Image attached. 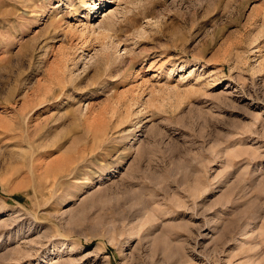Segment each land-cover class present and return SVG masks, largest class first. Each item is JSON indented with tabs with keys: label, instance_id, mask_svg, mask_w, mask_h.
<instances>
[{
	"label": "rangeland",
	"instance_id": "1",
	"mask_svg": "<svg viewBox=\"0 0 264 264\" xmlns=\"http://www.w3.org/2000/svg\"><path fill=\"white\" fill-rule=\"evenodd\" d=\"M0 264H264V0H0Z\"/></svg>",
	"mask_w": 264,
	"mask_h": 264
}]
</instances>
